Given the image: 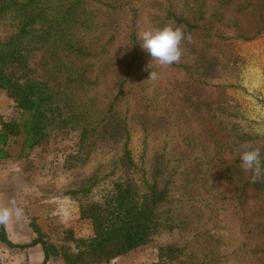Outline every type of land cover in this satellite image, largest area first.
<instances>
[{
	"label": "rangeland",
	"instance_id": "obj_1",
	"mask_svg": "<svg viewBox=\"0 0 264 264\" xmlns=\"http://www.w3.org/2000/svg\"><path fill=\"white\" fill-rule=\"evenodd\" d=\"M99 1L118 6L104 10L95 4L97 13L92 25L98 22L102 26L85 41H91L92 53H99L78 62L92 63L89 79L97 75L88 95L102 106L115 92L116 81L125 74L124 63L134 55L130 75L112 105L115 119L111 124L122 121L127 128L126 145L135 166L132 179L139 190L155 181L157 187L166 182L168 190L167 200L156 210L161 228L151 241L100 264L155 262L158 248L165 245L183 247L186 262L208 255L209 264H253L252 259L243 258L245 247L236 253L237 258L231 255L245 238L237 220L241 210L235 202L231 208H226L225 203L232 195V200H236L237 191L231 189L232 183L223 182L220 177L222 171H235V166H241L242 146L259 148L264 154V32L254 34L264 19V0ZM39 2L47 18L59 13L60 0ZM176 11L185 18L200 13L196 20L203 31L200 35L191 34L192 43H184L179 63L162 67L141 47L139 34L166 25L180 26L171 18ZM131 28L139 41L134 54L127 38ZM16 29L13 13L0 16V41ZM32 36L36 34L26 37L27 64L37 76L42 75L39 70L44 47L30 49L37 47L31 42L33 38L29 39ZM199 60L211 64L210 78L199 74V66L207 65L199 64ZM104 63L114 71L113 77L100 78L97 71ZM152 71L156 73L155 79H150ZM5 73L22 75L16 66L7 68ZM15 118L12 100L0 90V121ZM71 124L65 128H57L55 123L49 126L46 141L32 149L33 158L28 160L31 170L26 180L31 192L38 194L41 211L37 231L57 252L47 264H64L63 258L75 254L79 248L76 241L92 236L89 221L78 218L79 208L96 201L123 171L119 162L120 142L95 133L80 141L79 130L69 129ZM211 133L216 134V145L210 140ZM20 142L17 137L10 146V155L19 150ZM10 179L0 173V208L12 200L20 204L34 201L27 190L17 186L21 183L18 175L10 173ZM13 181L14 190H5L4 186ZM81 187H89V193H71ZM43 203L49 214L45 213ZM11 209L12 217L6 225L10 234L18 219L16 208ZM34 253L0 243V264H40L31 257Z\"/></svg>",
	"mask_w": 264,
	"mask_h": 264
},
{
	"label": "trees",
	"instance_id": "obj_2",
	"mask_svg": "<svg viewBox=\"0 0 264 264\" xmlns=\"http://www.w3.org/2000/svg\"><path fill=\"white\" fill-rule=\"evenodd\" d=\"M62 1H65L63 6ZM95 4L104 10L118 6L112 7L111 3H100L99 0H60L59 13L50 19L43 13L39 0H0V16L13 13L17 25L16 32L0 41V90L12 100L16 111L15 119L0 121V158L7 156L6 148L10 145V139L14 138L11 142L14 143L17 137L21 138V142L13 156L16 159L26 158L34 147L46 141L48 127L54 123L57 128H65L66 124L72 122L68 127L79 130L80 141L95 133V136L120 142L119 162L123 171L96 201L80 206L79 218L89 221L92 236L77 240L79 248L75 254L63 258L64 264L108 263L133 249L145 246L161 228L156 221V210L167 200L166 182L157 187L155 181L146 185L145 190H139L132 179L135 166L126 145L127 128L122 121L116 122L114 126L111 124L115 119L112 105L122 93L123 81L130 75L134 55L124 63L125 74L116 81L115 92L102 106L93 101V96L88 95L89 89L97 82V75L89 79L92 63L79 65L78 62H84L99 53H92L91 41H85L102 26L98 22L92 25L97 13ZM134 14L135 11L132 17ZM199 16L200 13H194L185 18L177 12L171 18L186 33L200 35L203 27L197 23ZM259 24L261 27L254 34L264 32V19ZM32 34L36 36L29 39L33 38L31 42L36 43L37 47L30 49L44 47L40 56L39 71L42 75L37 76L27 64L29 55L25 47L28 43L26 37ZM127 38L134 54L139 42L134 29L131 28ZM244 39L249 40V37ZM211 44L213 46L215 42ZM204 62L207 65L199 66V74L210 78L212 66L208 61H198L199 64ZM12 66L21 70L20 77L5 73ZM99 72L100 78L114 76V71L105 63ZM99 122L104 124L100 126ZM215 139L216 134L211 133L210 140L214 145ZM215 155L214 152L211 157ZM233 170L222 171L220 178L223 182L232 183L231 189L237 191L236 194L233 192L236 200H232V195L225 203L226 208H231L235 202L237 209L241 210L237 220L242 225L246 242H240L231 251V255L237 258L236 253L245 247V260L252 259L253 264H264V179L252 183L251 172H245L241 166H235ZM71 193L84 195L89 193V187H81ZM31 228L36 237L26 245H16L6 239L4 225H0V243L17 249L39 245L42 253L40 264H46L57 252L41 238L35 226ZM182 251L183 247L176 245L161 246L158 248L157 260L147 264H209L211 261L208 255L194 262L183 261Z\"/></svg>",
	"mask_w": 264,
	"mask_h": 264
},
{
	"label": "clouds",
	"instance_id": "obj_3",
	"mask_svg": "<svg viewBox=\"0 0 264 264\" xmlns=\"http://www.w3.org/2000/svg\"><path fill=\"white\" fill-rule=\"evenodd\" d=\"M141 47L147 51L162 67H170L181 61L184 43H192L190 33H186L180 26L166 25L154 31H143L139 34ZM156 73L152 71L150 79H155ZM241 167L245 172H251V182L256 183L264 179V154L259 148L242 146L240 152ZM17 217L22 215V209L16 208ZM12 217V209L0 208V225H7Z\"/></svg>",
	"mask_w": 264,
	"mask_h": 264
},
{
	"label": "crops",
	"instance_id": "obj_4",
	"mask_svg": "<svg viewBox=\"0 0 264 264\" xmlns=\"http://www.w3.org/2000/svg\"><path fill=\"white\" fill-rule=\"evenodd\" d=\"M13 139L14 138L10 139V145L6 148L7 156L4 158H0V173L1 172L5 173V176L7 178H9V181H12V179H10V173L18 175L21 178V183L18 184L17 186H22L23 190H27V192H29L31 194V198L34 199V201L29 203V200H25V201H22V203L20 204L19 202H14V200L11 199L12 201H10L9 204H6V206L2 207V208H10V209L12 207H15V208L22 209V215H20L18 217V219H15L16 220L15 221L16 223H14L15 226L12 225L13 229H12L11 234H10V232L7 231L6 225H4V231H5L6 239L9 242H11L12 244L26 245L32 239H34L36 237V235L32 231L31 226H32V222H33V224H34L33 226H35L37 229H39L38 223H39V220H41V211L38 210V207H39V204L37 202L39 200L38 194L31 192L32 188L30 189L29 182L26 180V177H28L30 170H31V168H29V166H28L30 164V162L28 160H29V158H33V156L31 155L32 151L30 152V154L26 158H22V159L14 158L13 155H10L11 153L9 150L10 146L13 144V143H11ZM26 163H27V165H26ZM14 186H15V183L13 181L12 183L10 182V184L5 185L4 188H5V190L7 189L8 191H10V190L13 191ZM1 194H2V190L0 188V196H1ZM42 201L49 202L46 200H42ZM18 204H20V205H18ZM44 204L45 203H43V209H44L46 214H49V210H48L49 208L47 206H45ZM50 209H51L50 214H52V210L54 209L52 203H51ZM78 218H79V216H78ZM31 219H33V221H31ZM22 250L26 251L28 254L31 251H35V253L33 255H31V257L34 260L41 262L42 253L40 251L39 245L27 247V248H24Z\"/></svg>",
	"mask_w": 264,
	"mask_h": 264
}]
</instances>
